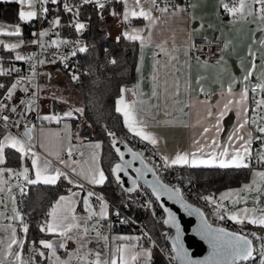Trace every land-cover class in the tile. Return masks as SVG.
I'll return each mask as SVG.
<instances>
[{"label": "snow or ice", "instance_id": "6c2138e0", "mask_svg": "<svg viewBox=\"0 0 264 264\" xmlns=\"http://www.w3.org/2000/svg\"><path fill=\"white\" fill-rule=\"evenodd\" d=\"M11 2L17 3L20 5L18 10V20L22 22H31L34 18L37 17V11L34 9V0H11ZM48 0H42V3H47ZM57 2V0H53ZM114 0H82V5H92L100 10V17L103 18V12L108 11L109 7L112 6ZM116 6H122V11L118 12L112 10L110 15L113 17H121V22L124 24V30L120 36L116 37L117 42L121 38L127 41H139L141 49L146 45L152 42L151 28H154L157 22L160 20V16L154 15V11H158L161 16L167 18L168 15H177L178 12L185 11L180 9L178 5L173 4V12L169 13V5L166 0L164 7H159L157 0H115ZM223 10L232 15L233 18H236L238 15L240 17H245L246 9V0H233L231 6L229 3H224L221 0ZM25 5L29 10H25ZM258 6V8H257ZM64 8L66 11L73 14V17L76 18L80 15V7L76 5L65 4ZM44 12H48L47 8H43ZM257 11L259 12V19L264 21V0H252V6L248 8L247 16L255 17ZM133 18L138 20L142 18L143 21H147L145 27H135L133 26ZM54 26H60L61 20L57 17L52 21ZM72 27L76 32H83L86 25L83 22H80L78 19H74ZM203 27V24L200 25ZM147 31V35L145 32ZM256 31L260 33L259 37L253 36V43L258 44L261 47H264V28H259ZM0 33L10 36L17 37V43H10L4 45V47L15 50L19 49L24 43L22 38V29L19 24H16L12 27L10 31H4V26L0 25ZM40 37L49 36V31L45 30L37 34ZM59 36V33H57ZM206 44H211V41H207ZM3 42L0 41V44ZM32 44H41L39 40H32ZM69 41L64 39L51 40L48 47H55L59 49L61 45L68 44ZM75 45H80L74 51L71 52L72 56H76L77 52L86 53L89 51V46L84 44L80 40L73 42ZM44 45L41 44V47ZM161 48V51H167L161 45H156ZM195 48V45L191 42L188 44V51L185 52V55H188L191 50ZM249 55L252 57V66L248 71L247 75L243 77L244 81H249L256 69V56L252 52L251 47L249 48ZM194 59H197L193 55ZM62 60L66 61L67 57L62 56ZM175 59V57H172ZM15 60L22 61L28 60L32 67V75L30 80L32 82V87L37 88L38 91L34 93L27 101H21L26 105L25 112L34 110V107H39L37 103L39 99V88L35 83L36 77L38 75L36 71V65L32 63L34 56H24L19 53L15 56ZM109 63L116 65L117 60L115 57L111 58ZM199 62V61H198ZM39 64H44L45 60H39ZM52 63H55L53 60ZM207 64V61H204ZM67 67V64H65ZM16 72H19V69H14ZM0 75H11V72H6L3 67H0ZM23 79V78H22ZM70 79L78 81L80 79L76 74H72ZM154 83L157 81V77L153 75L152 77ZM21 84V79H17L15 83H12L10 87L5 86V84L0 83V89H4L7 93L6 98L11 99L14 93L16 92L18 86ZM259 90L261 93H264V83H257L252 87V91L256 92ZM24 92H29L30 89L25 87ZM128 91L127 89H121V93ZM167 91V89H165ZM203 91V89H201ZM228 93L231 95L233 93V88L229 85L227 89ZM249 88L247 84L243 88V91L240 93V99L236 101L238 105L241 106V109L247 113V105L245 101L248 99ZM133 95H136L133 92ZM176 95H179V89H176ZM153 96H158V93L154 90ZM176 103H179L177 100ZM233 103L232 99H229L226 104L223 105L222 109L214 113L211 109L207 112V117L211 118L210 126L203 128L201 136L206 135L213 129H215L216 134L218 135L221 131V121L224 119L225 115L231 110L230 105ZM135 101L128 103L125 101L123 94L120 95V98L116 101L115 111L122 114L123 122L127 126L129 132L133 133L134 136L139 137L142 141H148L152 146H156L159 141L151 133L145 131L147 124L143 120L137 119V114L134 108ZM264 98L256 101V107L260 111H264ZM10 111L16 113V107H9V105L0 102V112ZM84 112L83 108H75L64 114V117L72 118L74 113L82 114ZM23 115V114H21ZM64 117L59 115H44L41 119L44 121H56L59 123ZM10 120L9 115H0V121L8 122ZM264 121V116H257L252 118L251 121L245 115L243 122L239 124V130H242V134L233 136L238 141L237 145L230 144L225 147L219 144L215 138H211L210 143L201 144L199 139L193 141L195 150L189 152H178L175 156L170 157L168 155L160 156L162 164H156L155 162L152 165L145 163L144 154L139 151H133L132 148H127V152L131 153V160L125 159V151H122L118 145L123 144L124 141L119 140L117 134L113 131H108L107 135L111 137V147L114 150V156L118 159V162H115L113 165L109 166L108 174L106 175L105 170L99 167L98 153L93 151L91 160L92 164L90 165L87 172L83 168L80 171H77V165L80 162L72 160L69 164L68 161L60 157L59 152L56 153V159L59 164L64 165V168L57 167L53 165V162L47 157L42 158L35 149V144H33L32 132L35 129V125H32L31 128L25 124V130L22 135L8 133L0 139V166L6 165V150H15L12 155H16L18 159L26 158L30 160V164L23 166L21 171L16 172L12 168L0 167V176H3L5 172H15L17 177H23L25 182L24 186L17 185L21 195L25 194V187L28 185H56L61 180H66L68 184L74 185L79 188L81 192L84 191L85 185L79 180L72 177V173H76L77 176H82L87 180L90 186L105 185L106 182H110L109 177H112L123 189L124 192L129 193L135 191L140 187L139 181L143 180L144 183L151 189V195L155 197V201L151 198L148 200V206L151 207L153 203L161 201L162 197H167L168 200L174 201V203L179 204L181 208L189 215H199L201 223L198 227L197 234H199L203 239L207 240L208 244L211 246V253L208 258L205 260H195L191 258V255L187 248H185L184 243L182 242V230L180 220L177 218L176 212L172 211L170 208L166 207L163 203H160L158 207L163 209V212L167 214L166 218H163V224L170 225L174 228L175 236L172 238V252L175 255H169V262L176 260L180 261V264H264V208L259 209V215H257V209L244 208L241 211H233L228 214V219L236 221L237 224L245 225H257L260 226L262 234L258 235L257 232L253 231L250 233H241V232H230L223 227H213L208 223L207 219L204 217V214L198 208H193V206L188 203L184 197L182 190L176 186H170L167 183H164L161 177L158 175V172L176 166V165H187L189 167L195 168L199 166L206 167H218L221 169H245L250 168L252 160L255 158L258 163H264V150L256 152L255 157L253 155L254 149L252 147L253 141H260L264 145V124L261 123ZM255 125V128L252 130H246L245 126ZM5 128H8L10 125L5 123ZM11 126L19 127L20 121H15ZM65 128H70V125H65ZM43 132V129H41ZM255 133V134H254ZM56 135H59L57 133ZM233 137H229L231 141ZM41 147H44L41 144ZM93 149H99L101 145L99 143L92 145ZM231 148V151H230ZM208 149L209 151H206ZM219 149V151H217ZM51 155V153H49ZM68 157L72 156V148L67 149ZM83 156V153H80ZM139 160L142 167L135 168L133 171L136 173V176L133 177L129 174V170L132 169L134 161ZM69 169V170H65ZM148 173H152L154 179L148 180ZM128 177L131 180L132 187H124L125 181L122 178V175ZM259 176L262 181H264V171L255 173ZM253 185H256V189L259 190L260 185L256 184V180L253 179L252 184H245L243 187L244 191L253 190ZM3 191V189H0ZM69 196L61 195L52 206L51 211L47 213V218L43 223L39 225L40 232H47L53 236L59 237L58 241L52 239H40L38 241V246L36 241H32L33 244V253L44 257L45 259H51L52 264H70L71 259L75 256L77 259H80L79 249L76 253L70 254L67 261L61 260L57 256L58 248H66V241L75 239L80 249H83L85 245L90 241V232L95 233V238L102 240L107 244L109 241L108 235H103L102 231H110L112 223L109 220V204L105 200L103 195L96 193L94 190L90 189L86 192V196L81 197V192L71 191ZM232 192L223 193L220 196V200H227ZM77 197L82 199L85 210L87 211V216H77L75 214V206L78 203ZM95 197L97 203H99V211L93 206L91 198ZM203 200L211 201L216 208V216L220 220L225 219V215L222 210H226V206L217 203L212 196H203ZM13 204H15V196H12ZM238 200H233L232 203L236 204ZM15 212L14 220H17L22 225L23 236L18 237L15 228H12L11 238L6 246L5 255L8 257H13L12 261H9L8 264H32L31 260H25L23 258V248L26 242V236L29 232V225L24 220V217L20 214L19 211L13 208ZM155 212L153 215L155 216ZM114 215L120 217L121 213L118 209L114 210ZM94 217L97 218L96 222L89 227L88 222L91 221ZM100 221H107V224H101ZM120 223H133L130 219H123L119 221ZM11 227V226H10ZM116 240L125 241L122 245H117L115 252L112 254L111 258H103L100 252L95 253V258L93 260H88V253L85 252L84 260L85 264H152L153 258V248L156 247L155 241L152 240V237L148 233H144L143 236H117L114 237ZM254 241H259V246L254 245ZM145 243L150 244L151 247H145ZM3 244V240H0V245ZM16 246V251L13 252V246ZM45 250L50 251V257H46ZM259 257V259H257ZM0 264H6L5 259L0 258Z\"/></svg>", "mask_w": 264, "mask_h": 264}, {"label": "crops", "instance_id": "0c3cea01", "mask_svg": "<svg viewBox=\"0 0 264 264\" xmlns=\"http://www.w3.org/2000/svg\"><path fill=\"white\" fill-rule=\"evenodd\" d=\"M0 1L14 3L11 2V0ZM171 1H175V3H168L169 13L173 12V4L178 5L180 9H184L185 11L178 12L177 15H168L167 18L161 16L158 11H154V15L160 16V20L154 28L149 30L151 32L152 42L141 49L139 41H135L138 44L135 78L132 82L122 88L127 89L128 91L121 93L126 102L132 103L135 101L134 108L137 114V119L145 121L147 124L145 131L154 135L159 141L156 146H152L148 141L143 142L149 144L159 157L162 155L173 157L178 152L194 151V140L199 139L201 144L206 142L210 143L211 138L214 136L217 142L222 146L227 147L230 144L238 146V141L233 134L236 133L237 136L242 134V130H239V124L243 122L245 115H247L250 121L252 118L256 117V101L264 98L263 93L259 90L256 92L252 91V87L257 83H264V47L253 43V36H260V33L256 30L264 28V21L259 19L258 11L255 17L247 16L248 8L252 6V0H246L245 17H240L238 15L236 18H233L231 14L223 10L221 0H190L188 8H185L182 5V0ZM223 2L229 3L230 6L232 4L227 0H223ZM34 3L36 5V0H34ZM157 4L159 7L165 6V4H160L158 0ZM19 8L20 5L18 4L16 10L12 7H8L4 12L10 13L11 17L9 19L3 16V19L11 23L20 22L23 34V25L28 23L18 20ZM112 10L120 12L122 11V6L116 7ZM112 10L104 13L105 28L107 29L106 32L108 37L116 39L117 36L121 35L125 26L121 22V17H113L110 15ZM9 22H7V24H10ZM4 24L5 23L0 22V25H3L4 28L8 27V25ZM146 24L147 21H143L142 18L139 20L133 18V26L135 27L143 28ZM201 24H203V27H200ZM145 35H147V31L145 32ZM0 37L5 38L8 36L0 33ZM197 37L208 39L221 38L225 40L226 46L218 64H210L208 62L205 64L202 59L197 60L192 58L190 53L185 55V52L188 51L189 42H192V40ZM156 45H161L167 51H161V48ZM0 46L5 50H10L4 47L3 43L0 44ZM29 46L30 45H28V47ZM250 47L256 56V69L249 81L246 82L243 80V77L247 75L252 66V57L249 55ZM25 50L26 48L21 46L17 49V52L23 55ZM11 51L13 52V50ZM13 54L14 56L17 55L14 52ZM172 57H175V59H172ZM1 58L3 59L2 56H0V60ZM45 65L50 66V63H45ZM153 75L157 77L155 83L152 79ZM62 79L65 80V74L61 70H56L52 73V84L56 85V83ZM52 84H49L51 89ZM245 84H247L249 88L248 99L245 101L248 109L247 113H245L241 109V106L236 103V101L240 99V93L243 91ZM49 85L46 88H41L43 106L40 117L41 115L43 117L44 115L51 114L48 107L49 98L46 96L50 87ZM229 85L233 88V93L231 95L227 91ZM177 87L179 89V95H176ZM165 89H167V91H165ZM201 89H203V91H201ZM154 90L158 93V96H153ZM133 92H135L136 95H133ZM209 92H212V96L206 98L205 95ZM255 93L258 94L257 98L254 96ZM119 98L120 96L116 101ZM229 99H232L233 103L229 106L231 110L221 121V131L219 134L217 135L215 129H213L206 135L201 136L203 128L210 126L211 118L207 117L208 110L211 109L216 113L222 109L223 105L226 104ZM177 100L179 103H176ZM65 113L66 111L64 114ZM42 121L43 122L39 126L35 125V129L32 132V142L35 144L34 150L40 154L42 158L47 157L53 162L54 166L63 169L64 165L59 164L56 159V153L59 152L60 157L68 161L69 164L72 160L80 162L79 165L76 166L77 171H80V169L83 168L84 171L87 172L92 164V153L93 151H96L98 153L97 163L99 167H101L100 148L93 149L92 147V145H94L93 143L97 140H84L77 132H75L76 129L72 128L68 117H64L59 123L56 121ZM66 124L70 125V128H65ZM124 126L131 136L141 140L139 137H136L133 133L129 132L125 124ZM41 129H43V132ZM245 129L252 130L251 123L246 125ZM8 133L9 132H5L4 135ZM57 133H59V135H56ZM3 136L0 139H2ZM229 137H233V139L229 141ZM41 144H43L44 147H41ZM69 147L72 148V152L77 153L76 158L68 157L67 149ZM206 151L209 150L206 149ZM217 151H219V149H217ZM49 153H51V155ZM80 153H83V156H81ZM29 164V159L21 158L20 167L14 170H19L23 166ZM183 166L189 167L187 165ZM4 174L5 179L3 182L2 178H0V189H3V191L0 192L8 191L11 188L8 173L5 172ZM71 175L85 185L83 192L74 185H71V191L81 192V197L86 196L88 190L99 186H90L87 180L82 176H77L76 173H72ZM21 178L23 179V177ZM70 194L71 193L68 191V193L63 195L69 196ZM100 195H103L105 200L108 201V196L105 192ZM76 199L78 200V203L75 206V214L77 216H87L88 213L84 208L82 199L80 197H77ZM9 203L12 209L14 207L16 208V203L13 204L12 201V195L9 196ZM99 207L100 205L98 204L95 208L96 211H99ZM0 214L3 213L0 211ZM88 224L89 227H91L90 221ZM44 233L46 234V237L43 239H52L54 241L60 239L47 232ZM103 235L109 236L107 244L102 240L96 239L95 233L90 232V241L83 249L79 248L75 239L67 240L66 248L57 249V256H59L61 260L67 261L69 255L76 253L79 249L81 264H85V252L88 253V260H93L96 252H100L103 258L110 259L116 250V246L126 243L125 241L116 240L114 237L138 236V234L133 232L115 230L111 234ZM16 250L17 249H15V251ZM24 252L25 250L23 248V253ZM23 253V258L26 260ZM45 255L46 257H50V251L45 250ZM36 256L38 264H52L51 259H45L39 255ZM75 258L76 257L73 256L70 264H75ZM13 259L14 258L11 257V261Z\"/></svg>", "mask_w": 264, "mask_h": 264}, {"label": "trees", "instance_id": "16d2710c", "mask_svg": "<svg viewBox=\"0 0 264 264\" xmlns=\"http://www.w3.org/2000/svg\"><path fill=\"white\" fill-rule=\"evenodd\" d=\"M63 1L48 2L47 8L51 11L54 9L58 11ZM8 7L16 10L17 4L0 1V19H3L4 11ZM116 7L114 1L108 11ZM106 12H103V18L101 19L100 12L92 5H85L80 8V15L76 18L58 11L61 25L56 26V31L59 33L61 39L77 37L79 35L89 46V51L83 55L81 60L84 73L80 79L74 81L65 74V80L71 81L72 88H75L80 93L82 108L84 109L82 114H79L76 118L72 117L69 119L74 129L82 122L79 135L84 140H97L100 142V164L107 175L109 166L117 160L111 147L110 137L107 135L108 131L117 132L132 147L134 146L133 141L138 140L126 131L121 114L115 111V102L121 94V89L135 78L138 44L135 41H127L123 38L117 42L115 38L108 37L107 29L105 28L104 13ZM74 19H78L86 25L85 30L80 32V34L67 25L68 20ZM30 31L31 23H25L23 25V35H29ZM0 56L4 58L6 63V60L13 57L14 54L11 50H5L0 46ZM113 57L117 60L116 65L108 62ZM49 67L52 73L56 70L65 72L57 62H50ZM10 81L11 78L9 76L0 77V83L5 84L6 87ZM49 84H52V76ZM3 92L4 89H0V95ZM68 109L69 104L67 102H61L57 99H51L49 102L50 112L55 113L56 110L65 112ZM4 134L5 131L0 127V138ZM128 138L132 140H128ZM14 152L15 150H6L7 163L3 165L4 167L12 169L20 167L21 158L18 159L16 155L11 154ZM177 167L188 174V178L194 182L197 189L203 192L214 191L216 193L248 181L252 171V168ZM109 180L110 182H106L102 186L99 185L98 188L111 197L114 205L122 211L121 213L126 215L133 214L147 229L150 227L156 228L155 231H157L161 241L159 243H162L165 240V226L162 222L158 223L149 214L148 210L143 208L138 191L126 193L112 177H109ZM69 189H72V186L65 180H61L56 185L51 186L43 184L28 186L27 192L22 198V212L28 216L29 225L24 250L32 241L38 243L40 239L46 237L44 232L39 231V225L47 218V213L50 212L55 200L60 195L68 193ZM234 224L240 228L261 230L260 226ZM114 230L133 232L130 224L116 227ZM152 264H167L161 254L154 249Z\"/></svg>", "mask_w": 264, "mask_h": 264}, {"label": "built area", "instance_id": "2783aa9c", "mask_svg": "<svg viewBox=\"0 0 264 264\" xmlns=\"http://www.w3.org/2000/svg\"><path fill=\"white\" fill-rule=\"evenodd\" d=\"M115 1V0H114ZM160 4H165L166 0H158ZM228 2L232 3L233 0H227ZM48 2H51V0H48ZM47 2V3H48ZM168 3H175V1H169ZM190 0H182V5L185 8L189 7ZM47 3H42V0H36V8H37V18L31 23V31L32 29L35 30L34 35H31V31L29 35L25 36V43H31L33 37L35 40L41 41L42 44V38L38 36L37 34L48 30L49 31V37L57 35L56 26L53 25L52 21L55 20L58 16V11H62L65 14L72 15V13L65 10L64 5H76L82 8L85 5H82V0H64L61 5L55 10H49L47 8ZM43 8H47L48 12H44ZM98 12L100 10L97 8ZM74 23V20H68L67 25L69 28L74 29L72 27V24ZM34 32V31H33ZM80 34V32H78ZM207 41H211V44H206L205 38H194L191 43L195 45V48L191 50L190 56L197 57L198 59H202L204 61H207L210 64H218L221 60V56L223 54V50L226 46V42L224 39L221 38H212L208 39ZM64 40L69 41L68 44L61 45L59 49L53 47H48L47 45H44L41 47V44H32L28 47V49L25 50L24 56H34V60L32 63L36 65V71L38 73L35 83L38 85V88L40 89L38 92L39 99L37 103L39 104V107H34V110L25 112L26 105L24 103H21V101H27L34 93L38 91L37 88L32 87V82L30 80L32 67L28 60H22L17 61L15 60V56L5 60L4 58L0 60V67H3V69L6 72H11V75H6L11 78L10 83L7 87H10L12 83H15L17 79H21V84L18 86L16 92L12 96L11 99H7V93L4 91L3 95L0 97V102L5 103L9 105V107H16L17 111L16 113H12L10 111H4L0 112V115H9L10 120L8 122L0 121V127L7 131L14 134L22 135L23 131L25 130V124H27L28 127H32V125L39 126L43 121L40 117L41 111H42V94H41V88L47 87L50 83L52 72L50 70V67L45 64H39V60H45L46 63H50L53 60L57 62L64 70V74H66L69 78L72 76V74H76L77 76L81 77L84 73V67L82 65V57L85 53L77 52L76 56H72L71 52L74 51L77 47L80 45H75L73 42L76 40L82 41L84 44H86L85 40L81 38L79 35L77 37H69L65 38ZM62 56H66L67 60L64 61L61 59ZM65 64H67V67H65ZM14 69H19V72H16ZM3 76V75H0ZM23 78V79H22ZM6 87V88H7ZM25 87H28L30 89L29 92H24L23 89ZM264 95V93H263ZM212 96V92H209L205 95L206 98H210ZM255 98L258 97V94H254ZM264 107V106H262ZM23 114V115H21ZM56 115H59L63 117L64 112L60 110L55 111ZM255 114L256 117L264 116V111H260L257 109L255 105ZM20 121V126L15 127L11 126L13 122ZM5 123L9 124L10 126L8 128H5ZM262 124H264V121H261ZM255 128V125H252V129ZM255 134V133H254ZM264 135V134H261ZM128 140H132L131 138H128ZM133 148L136 150H139L144 154V158L152 165L151 161L155 162L156 164H162V161L160 160L159 155L156 153V151L147 143L137 140L133 141ZM132 147V146H131ZM253 149H254V157L256 152L264 150V145L261 144L260 141H253ZM73 158L77 157L76 152H72ZM252 169H264V163H258L257 160L254 158L252 160L251 167ZM161 179L171 185L179 187L186 199L191 201L192 203L199 206L203 212L205 213L208 221L211 224L220 225L226 228H229L231 230L240 231L242 233H250V232H257L258 235L262 234V230L253 229V228H240L237 227L233 222H231L230 219L227 218V214L232 210L234 204L230 200H220V194L216 193L214 191H201L196 188L193 181H191L188 178V174L182 171L179 167L173 166L167 171H159L158 172ZM10 182H11V188L8 191L0 192V211L3 213V217L6 222H15L16 220L13 219L15 216V212L10 206L9 203V196H15V203H16V209L20 212V214L24 217V220L28 223V216L22 212V198L24 195H21L19 188L17 185L24 186L25 182L21 177H17L15 174L10 176ZM140 187L136 189L138 191V194L140 196V202L142 203V206L145 210H148L149 214L159 223H163V212L160 207H158V203L155 202L151 207L148 206V200L151 198L153 201H155V197L151 195V192L142 184H139ZM29 186V185H28ZM28 186L25 187V193L27 192ZM96 193L98 194H104V192L97 188H92ZM108 196V204L110 206L109 212V220L112 223V227L110 231L103 230L102 234H111L116 227L123 226V225H129L132 226L133 232L138 234V236H143L144 233H148L149 236L151 234L149 233L148 229L143 225L141 221H139L137 218L134 217L133 214H123L122 211L119 210L113 203L111 197ZM203 196H212L213 199L217 201V203L225 205L226 210H222L223 214L225 215L224 220H220L216 216V208L215 205L211 203V201H205L202 199ZM94 208L98 206L99 203L96 202L95 197L91 199ZM118 209L121 213L120 217H116L114 215V210ZM153 212H155V216L153 215ZM123 219H130L133 221V223H120V220ZM97 220L96 217H94L90 223L91 225L95 223ZM101 224H107V221H100ZM165 232V230H164ZM94 233V232H92ZM169 232H165V240L162 243L157 242L152 236V240L155 241L156 247L153 249L158 251L161 256L164 258L167 264H170L169 262V255H175L174 252H172V248L168 243L167 240V234ZM259 241H254L255 246H259ZM145 246H151L150 244L145 243ZM25 254L28 260L32 261V264H38V261L36 259V255L33 253V244L32 242L29 243L26 246ZM259 259V257H257ZM75 264H81V257L80 259L75 258L74 259ZM171 264H175V260L171 261Z\"/></svg>", "mask_w": 264, "mask_h": 264}, {"label": "rangeland", "instance_id": "374dc122", "mask_svg": "<svg viewBox=\"0 0 264 264\" xmlns=\"http://www.w3.org/2000/svg\"><path fill=\"white\" fill-rule=\"evenodd\" d=\"M51 1H53V0H51ZM24 7H25L26 11L29 10L27 5H25ZM33 10L37 11L35 3H34V9ZM4 17L10 19L11 14L10 13H4ZM36 18H34L33 20H35ZM0 22L5 23L4 25H8V27L4 28V31L12 30V27L14 25H16V24L20 25V22L11 23V22H9L7 20H4V19H0ZM7 22H9L10 24H7ZM27 23H30V22H27ZM20 27L22 29L21 25H20ZM34 33H35V30L32 29L31 35L33 36ZM22 38L25 41V36L24 35H22ZM41 38H42V44L43 45H47V46H48V44H50L51 40L61 39L57 35L50 36V37L49 36H45V37H41ZM32 40H35V38L33 37ZM0 41H3V45H7V44H10V43H17L18 42V38L17 37H10V36L5 37V38L4 37H0ZM28 45H32V43H30V44L24 43L22 45V47L28 49ZM13 52L15 54L19 53V52H17V49L13 50ZM46 96L49 98L48 99L49 102L51 101V99H55V100L57 99V100H59L61 102H67L69 104L68 111L73 110L75 108H82L81 95L75 88H72L71 81H66V80L62 79V80H59V82L56 83V85L52 84V89H51V86H50ZM48 107H49V104H48ZM68 111H66V112H68ZM50 113H51L50 115L55 114L53 112H50ZM78 115H79V113H74L73 117L76 118ZM41 117H42V115H41ZM81 125H82V122H80V124H78L77 127L75 128L76 129L75 132H77L78 134H79V129H80ZM5 132H7V131H5ZM97 143L100 144L99 141H95V143H93V144H97ZM150 161H151V163H153L152 160H150ZM0 167H2V166H0ZM22 168H20L19 170H16V172L21 171ZM260 171H264V169H252L248 181L243 182V183H241L238 186L230 187V188L224 189L221 192H219L220 195H222L223 193H226V192H232L233 195H231L227 200H230L231 202L233 200H238V204L234 205L230 212H233V211L239 212V211H241L244 208H248V209L256 208L257 209V215L260 214L259 213V209L260 208H264V181H262L259 176L255 175V173L260 172ZM7 173H8V178H10L11 175L15 174V172H12V173L7 172ZM0 178H2V182H3V180L5 179V174L3 176H0ZM253 179L256 180V184L257 185H260L259 190L256 189V185H253V190L244 191L243 190L244 185L245 184H252ZM228 214H227V217H228ZM231 221L233 223H236V221H233V220H231ZM251 226H257V225H251ZM12 228L16 229L18 237H21V236L24 235L23 234V230H22V225L20 224L19 221L16 220L15 222H6L4 217H3V214H0V240H3V244L0 245V258L5 259L6 264H8V262L11 261V257L6 256L5 252H6V246H7L8 242H9V240L11 238ZM155 229L156 228H154V227H150V228H148V231L151 234V236L157 242H161L160 238H159V236L157 234V231H155ZM15 249H16V246L14 245L13 249H12L13 252L15 251ZM23 254H24L26 260H28L27 257H26L25 252Z\"/></svg>", "mask_w": 264, "mask_h": 264}, {"label": "water", "instance_id": "95a60500", "mask_svg": "<svg viewBox=\"0 0 264 264\" xmlns=\"http://www.w3.org/2000/svg\"><path fill=\"white\" fill-rule=\"evenodd\" d=\"M29 128H31V127H29ZM115 133L119 137V140L124 141L123 144H119L118 143L117 146H119L122 151H125V153H126L125 159L131 160V158H132L131 157V153L127 152V148H132L133 151H139V150H136L133 147H131L124 138H122L117 132H115ZM111 139L112 138L110 137V143H111ZM115 162H118V159ZM145 163L148 164V165H151L146 159H145ZM140 167H142L140 161L139 160L134 161V163L132 165V169L129 170V174L131 176L135 177L136 173L133 171V169L140 168ZM121 175H122V178L125 181L124 187H129V188L132 187L131 180L128 179V177L123 176V174H121ZM147 179L148 180H153L154 179L152 173H148ZM139 184L144 185L151 192V189L144 183L143 180L139 181ZM133 192H129V193H133ZM186 201L188 203H190L193 206V208L200 209V211L204 214V217L207 219L205 213L203 212V210L199 206H197L196 204L192 203L188 199H186ZM157 203H158V205L160 203H163L166 207H168L172 211L176 212L177 218L180 220V224H181V230H182L181 239H182V242L184 243L185 248L188 249V251H189V253L191 255V258L195 259V260H205L206 258H208L210 253H211V246L208 244L207 240L203 239L199 234H197V231H196L198 229L200 223H201L200 216L196 215V214L189 216L183 210V208H181V206L179 204L174 203V201H172V200H168V198L166 196L162 197L161 201H158ZM234 205H236V204H234ZM161 210L163 212L162 208H161ZM166 216H167V214L163 212V218H166ZM207 221H208V219H207ZM208 223H210V222L208 221ZM211 225L214 228L215 227H223V226L215 225V224H211ZM164 226H165V232H169L167 234V240H168L169 245L172 248V243H173L172 238L175 236V231L176 230L174 228H172L170 225H165L164 224ZM223 228H225L226 230H228L230 232H240V231H236V230H231V229L226 228V227H223ZM175 264H180V261H176L175 260Z\"/></svg>", "mask_w": 264, "mask_h": 264}]
</instances>
